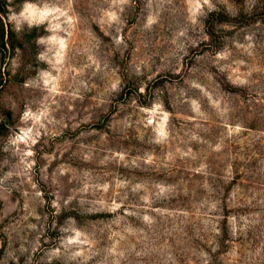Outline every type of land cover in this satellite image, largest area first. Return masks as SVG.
Returning a JSON list of instances; mask_svg holds the SVG:
<instances>
[{
	"label": "rangeland",
	"instance_id": "1",
	"mask_svg": "<svg viewBox=\"0 0 264 264\" xmlns=\"http://www.w3.org/2000/svg\"><path fill=\"white\" fill-rule=\"evenodd\" d=\"M0 264H264V0H0Z\"/></svg>",
	"mask_w": 264,
	"mask_h": 264
},
{
	"label": "trees",
	"instance_id": "2",
	"mask_svg": "<svg viewBox=\"0 0 264 264\" xmlns=\"http://www.w3.org/2000/svg\"><path fill=\"white\" fill-rule=\"evenodd\" d=\"M4 33H5V32H4L3 27L0 28V46H1L2 48H5V46H6V42L4 41V38H5Z\"/></svg>",
	"mask_w": 264,
	"mask_h": 264
}]
</instances>
